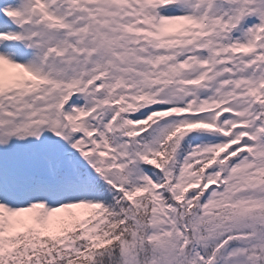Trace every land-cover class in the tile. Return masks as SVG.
<instances>
[{"label":"snow or ice","instance_id":"obj_1","mask_svg":"<svg viewBox=\"0 0 264 264\" xmlns=\"http://www.w3.org/2000/svg\"><path fill=\"white\" fill-rule=\"evenodd\" d=\"M0 264H264V0H0Z\"/></svg>","mask_w":264,"mask_h":264}]
</instances>
